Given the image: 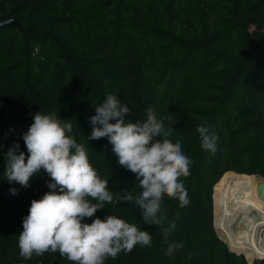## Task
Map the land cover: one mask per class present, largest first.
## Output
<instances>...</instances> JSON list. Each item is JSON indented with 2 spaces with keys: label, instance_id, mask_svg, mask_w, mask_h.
Wrapping results in <instances>:
<instances>
[{
  "label": "trees",
  "instance_id": "1",
  "mask_svg": "<svg viewBox=\"0 0 264 264\" xmlns=\"http://www.w3.org/2000/svg\"><path fill=\"white\" fill-rule=\"evenodd\" d=\"M5 13L24 29L0 28V264H73L59 253L19 254L22 220L31 201L49 191L50 177L41 169L30 187L10 185L5 153L16 141L27 158L22 134L35 113L72 123L69 135L111 190L142 192L107 139H87L95 106L109 94L131 108L126 122L146 119L152 108L192 164L182 178L190 203L181 208L165 196L163 226L146 224L135 203L98 211L152 237L150 246L105 264H264V257L249 263L259 258L251 252L230 251L213 226V204L216 215L244 196L252 176L245 173L264 177V0H0ZM202 124L217 137L215 153L200 146ZM173 221L168 240L183 247L167 256L162 227Z\"/></svg>",
  "mask_w": 264,
  "mask_h": 264
},
{
  "label": "clouds",
  "instance_id": "2",
  "mask_svg": "<svg viewBox=\"0 0 264 264\" xmlns=\"http://www.w3.org/2000/svg\"><path fill=\"white\" fill-rule=\"evenodd\" d=\"M131 115L127 103L109 94L95 106L87 139H107L119 165L135 175L142 189L137 196L128 189H110L109 181L91 165L84 146L69 135L72 123L60 119L55 112L34 114L33 123L22 134L27 158L19 143L13 141L4 162L10 185L30 187V179L41 169L50 177L46 182L49 191L31 201L28 215L22 220L18 247L23 259L59 253L73 264H105L121 252H130L136 245L148 247L152 241L151 235L136 224L110 214L100 218L97 213L106 204L135 203L146 224L163 226L167 220L162 210L165 196L177 199L181 208L190 203L182 178L191 174L192 160L184 154L181 143L168 138L170 131L152 108L147 109L142 121L126 122ZM168 119L172 124L176 121L174 116ZM196 131L202 150L215 153L217 137L210 127L202 124ZM9 191L18 194L15 187ZM175 228L174 221L162 227L167 256L183 247L182 243L168 240Z\"/></svg>",
  "mask_w": 264,
  "mask_h": 264
},
{
  "label": "bare ground",
  "instance_id": "3",
  "mask_svg": "<svg viewBox=\"0 0 264 264\" xmlns=\"http://www.w3.org/2000/svg\"><path fill=\"white\" fill-rule=\"evenodd\" d=\"M246 174V173H245ZM252 175L245 181L247 194L230 199L216 218L219 235L229 247L239 252H251L264 257V201L259 196V175ZM255 252V253H254Z\"/></svg>",
  "mask_w": 264,
  "mask_h": 264
},
{
  "label": "water",
  "instance_id": "4",
  "mask_svg": "<svg viewBox=\"0 0 264 264\" xmlns=\"http://www.w3.org/2000/svg\"><path fill=\"white\" fill-rule=\"evenodd\" d=\"M8 27H18L20 29H24L22 27L19 19H17L12 14L5 13V14L0 15V28H8ZM246 174H248V173H246ZM252 174H254V173H252ZM256 175H258V174H256ZM261 178H262V180L258 184L259 196L264 201V177L261 176ZM213 191H214V189H213ZM213 226H214L215 230H217L216 225H215L214 222H213ZM262 228H264V227H262ZM223 241L227 244V246H228V248H229L230 251L235 252L237 254H241V252H237L234 249L230 248L229 245H228V243L225 240H223ZM260 259H262V258H260Z\"/></svg>",
  "mask_w": 264,
  "mask_h": 264
},
{
  "label": "rangeland",
  "instance_id": "5",
  "mask_svg": "<svg viewBox=\"0 0 264 264\" xmlns=\"http://www.w3.org/2000/svg\"><path fill=\"white\" fill-rule=\"evenodd\" d=\"M261 177V176H260ZM247 194V189H246V191H245V195ZM221 211V208L216 212V215H215V211H214V204H213V222L215 223L216 222V218H217V215H218V213ZM217 231V230H216ZM217 233H218V231H217ZM262 234H264V228L262 229ZM218 235H219V233H218ZM220 236V235H219ZM221 237V236H220ZM222 238V237H221ZM223 239V238H222ZM224 240V239H223ZM239 252H242V251H239ZM247 253V252H246ZM255 253V252H254ZM245 257H246V255L244 254V253H242ZM246 259H247V257H246ZM258 259H260V258H254V259H252L251 261H248V259H247V261L249 262V263H252L254 260H258ZM263 259V258H262Z\"/></svg>",
  "mask_w": 264,
  "mask_h": 264
},
{
  "label": "built area",
  "instance_id": "6",
  "mask_svg": "<svg viewBox=\"0 0 264 264\" xmlns=\"http://www.w3.org/2000/svg\"><path fill=\"white\" fill-rule=\"evenodd\" d=\"M25 264V263H24ZM27 264H54L52 262L50 263H45V262H33V263H27ZM59 264H65V263H59Z\"/></svg>",
  "mask_w": 264,
  "mask_h": 264
}]
</instances>
